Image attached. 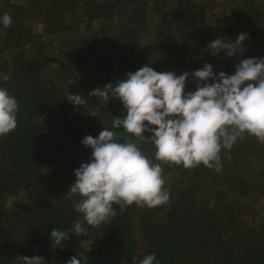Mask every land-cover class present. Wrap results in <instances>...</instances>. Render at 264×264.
I'll return each instance as SVG.
<instances>
[{
  "label": "trees",
  "instance_id": "1",
  "mask_svg": "<svg viewBox=\"0 0 264 264\" xmlns=\"http://www.w3.org/2000/svg\"><path fill=\"white\" fill-rule=\"evenodd\" d=\"M218 5L209 15L203 9ZM5 12L13 22L0 24V87L19 109L15 130L0 136V264H15L17 255L42 256L46 264L72 256H82L81 264H132L138 253H155L159 264H264V144L247 134L231 159L221 151L220 172L162 165L163 176L179 173L164 184L167 204H133L122 213L114 205L117 215L100 229L83 225L87 236L71 233L63 248L50 238L53 228L70 229L80 217L73 207L79 197L65 194L74 169L91 159L81 143L86 135L106 127L158 163L151 142L112 128L113 118L126 116L120 100L97 102L86 90L115 85L145 64L180 75L208 63L214 73L234 74L239 60L264 58V0H0ZM242 32L248 36L236 57L206 49ZM90 64L96 81L84 74ZM195 89L189 76L185 92ZM76 93L87 102L66 100ZM20 192L9 206L8 196Z\"/></svg>",
  "mask_w": 264,
  "mask_h": 264
},
{
  "label": "clouds",
  "instance_id": "2",
  "mask_svg": "<svg viewBox=\"0 0 264 264\" xmlns=\"http://www.w3.org/2000/svg\"><path fill=\"white\" fill-rule=\"evenodd\" d=\"M12 22L9 13L0 16L5 28ZM247 36L239 33L234 41L220 36L206 49L213 56L223 51L236 57L244 51ZM126 76L115 85L109 82L92 90L89 96L102 98L106 103L118 98L126 116L113 118L112 128H123L136 140L151 142L158 163H153L136 142H120L117 133L106 127L97 137L86 135L81 143L91 148V159L74 169L75 182L65 194L69 199L79 197L73 207L80 217L70 229L51 230L50 238L56 247H65L63 241L69 240L71 233L87 236L85 223L100 229L117 215L114 205L122 213L133 204L141 209L167 204L170 191L164 187L162 165L174 164L190 171L202 164L220 172L221 151L227 150V158L231 159V148L238 139L247 134L264 144V58L239 60L231 75L214 73L212 65L205 63L201 69L180 75L157 72L145 64ZM189 76L196 82V89L185 92ZM66 100L74 106L87 102L78 93L69 94ZM18 109L16 98L0 87V136L15 130ZM145 132L151 136L146 138ZM79 257L72 256L65 264H81L83 257ZM15 264L46 261L42 256L17 255ZM132 264L159 261L155 253H138L132 256Z\"/></svg>",
  "mask_w": 264,
  "mask_h": 264
},
{
  "label": "rangeland",
  "instance_id": "3",
  "mask_svg": "<svg viewBox=\"0 0 264 264\" xmlns=\"http://www.w3.org/2000/svg\"><path fill=\"white\" fill-rule=\"evenodd\" d=\"M203 9L209 15V13H212L214 11H220L222 9V6L221 5H218V7L215 8L213 11H211V10L205 8V7H203ZM98 72L99 71L96 69V67L93 64H90L87 67V69L84 71V74L86 75V77L90 81H96L97 80L96 78H97ZM92 87H94V86H92ZM92 90H94V88ZM86 91H89L90 92V90H86ZM90 98L93 99V100H95V101H97V102H101L103 100L102 98H98L96 96L95 97L90 96ZM178 175H179V173L177 171H175V170H171V171L167 172L164 175L165 184L167 185L168 183L174 181L178 177ZM22 195H23V193L20 192V194H18V195L8 196V198H7V204L9 206L16 207V205L18 204V201H19V199L21 198Z\"/></svg>",
  "mask_w": 264,
  "mask_h": 264
}]
</instances>
